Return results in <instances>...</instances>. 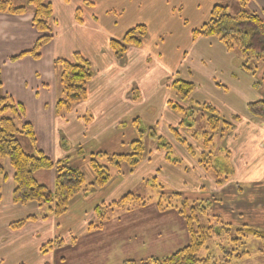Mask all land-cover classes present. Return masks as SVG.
<instances>
[{
    "label": "crops",
    "instance_id": "crops-1",
    "mask_svg": "<svg viewBox=\"0 0 264 264\" xmlns=\"http://www.w3.org/2000/svg\"><path fill=\"white\" fill-rule=\"evenodd\" d=\"M50 2L53 8V36L41 48L40 57L37 59L24 55L12 60V57L29 51L39 36L32 25V10L29 9L23 15L0 13L2 81L0 92L10 96L22 107L24 113L22 121L32 126L37 138L36 148L52 160L68 158L70 166L81 169L89 167L90 153L98 151L121 153L117 152L121 148H124L123 152H128L131 141L136 138L134 123L138 117L141 118V115L133 112L138 109L149 113V117L155 118L157 123L159 108L168 110L175 116L166 126L162 125L161 131L167 137L165 140L173 145L175 150L177 149L178 156L188 163L187 158L194 156L195 136L180 131L184 136L183 139L189 141L187 145H191L193 154H190L184 149L187 146L176 142L168 129L181 122L180 117H177L167 104L168 100L174 98L170 93L172 91L170 82L176 77L193 84L194 89L188 98L191 103L195 106L210 104L217 114L225 111V119L236 117L234 116L236 106L232 99L229 101L231 89L240 93V103L245 114L240 117L238 123H235L239 133H231V143L235 144L240 140L238 138L240 133L251 140L264 137V123H260L261 119L250 115L247 111V104L259 100V97L253 96L256 92V86L252 84L254 78L241 66L239 55L234 51L226 50L216 38L192 36V30L200 27L212 7L221 4L222 0H50ZM246 2L248 9L264 20V0H246ZM77 9L80 11V20L76 19ZM138 9L143 12L148 10L150 12L148 18L135 15ZM118 19L124 21V24L127 23L124 25L125 28L122 29L123 23L118 25ZM150 23L152 27H157L158 40H154L151 46L146 41L138 47H130L122 59H116L109 49V41L113 38L120 39L127 27L144 24L148 29ZM165 32L168 34L166 35ZM163 38L166 39V44L179 47L181 53L179 51L175 63H182L183 70H178L179 65L169 70H158V61L165 57L162 51ZM75 52L80 53L91 63L93 76L87 83V97L84 101L74 104L69 112L57 114L55 104L63 97V93L59 82L60 70L55 65V61L70 60ZM151 60L152 64L149 65ZM177 74L179 76H175ZM241 80L244 81L243 86L239 85ZM243 91H247L246 97L243 96ZM228 102L233 105L230 107L227 105ZM184 107L192 106L185 104ZM125 119H128L129 124L126 129L124 127L121 129ZM240 127L246 129L241 131ZM146 140L150 141L149 138ZM250 144L257 145L254 141ZM229 147L230 160H232V166L230 164L229 166L232 172L233 166L240 170L246 168L249 165L247 157L250 148L239 145L234 149L230 142ZM28 148L29 151H33L30 145ZM155 150L158 153L153 154L154 150L146 149L137 170L143 176L152 172L163 178L160 171L164 170V163L168 162L162 149ZM200 151L203 152L202 149ZM257 152V155L263 159L264 154ZM154 157L163 163L154 164L152 161ZM5 164L9 167L7 162ZM145 165L151 166L150 171ZM188 167L200 170L193 159ZM258 170L264 172V163ZM43 174H47L45 181L48 187L52 188L55 172L49 170L41 173ZM236 175H240V172L237 171ZM239 177L242 179L253 176L242 172ZM92 178L90 175L89 181ZM4 186L7 188L6 196L11 201L9 205L11 208H17L18 204L12 202V169L10 172L8 168L7 178L2 182V196ZM105 186L103 192L108 190L110 184ZM91 194L94 196L95 192ZM97 198L96 200L92 198L94 203L99 200ZM106 198L111 200L116 196L112 191L108 192ZM30 204L32 203L26 205ZM37 212L40 213V209ZM37 212L35 213L38 214ZM8 221L5 215L0 216L2 228H8ZM56 228V222L51 216L46 220L29 221L21 229L10 232H20L26 238L42 233L43 239L48 241L56 236L61 237V230ZM7 232L11 236V233ZM25 246V242L16 244L0 234V263L9 260L14 253H26L29 247L24 248ZM15 264L25 263L19 260Z\"/></svg>",
    "mask_w": 264,
    "mask_h": 264
},
{
    "label": "rangeland",
    "instance_id": "rangeland-1",
    "mask_svg": "<svg viewBox=\"0 0 264 264\" xmlns=\"http://www.w3.org/2000/svg\"><path fill=\"white\" fill-rule=\"evenodd\" d=\"M26 1L13 0L15 5H24ZM221 4L228 6V12L231 15L235 14L240 8L237 0H222ZM149 13L148 10L143 12L141 9H138L135 15L147 19ZM120 23H123L122 29L126 27L124 25L127 23L124 24V21L122 22V20L118 19V25ZM133 26L135 25L127 28L130 29ZM156 33L157 27H152L150 23L148 33L143 39V42L148 41L149 46H151L154 40H158L156 39L158 33ZM165 34L167 35L168 33L165 32ZM161 41H164L162 51L165 57L163 56L158 61V70H169L176 65H179V71L183 70L182 63H175L176 57H179V47L166 44V39L164 38ZM151 64L152 60L149 65ZM250 65L254 67V73L250 74L248 72V74L254 78L252 84L256 86V92L253 93V96L259 97V100H264V60H251ZM178 74L175 76H179ZM239 85L243 86L244 81L241 80ZM246 92L243 91L244 97H246ZM170 93L174 95L173 90ZM240 97L239 92L231 89L229 101L232 99L234 102L236 106L234 116H237L238 119L232 120L229 117L225 119V111L221 112V114L218 113L217 115L221 117V120L216 129L217 132L213 133L210 131L209 134L212 141H206L200 134L203 131L209 132L207 117L210 114H208V111L202 107H196L189 99L186 100L185 104L192 106L194 108L193 110H186L184 113L173 111L177 117H180V120H184L181 126H175L180 136L184 138L181 134L182 132H185L186 135L195 136L194 156H189L187 163V161H183L178 156L177 149L175 150L173 145H171L172 151L169 150L168 158L165 157L168 163H164V170L160 171L163 174V178L161 176L158 177L152 172L144 176L140 174L141 172L137 169L142 161L133 168L126 162H122L119 167H115L104 158L98 159L100 164L108 167L111 175L107 183V185L110 184L106 191L107 193L103 192L106 187L103 186L96 188L94 196L90 194V196L88 195L85 196L86 198H82L80 196L83 194H78L70 200L68 210L64 215L60 217L52 216L56 222V229L61 230V237L56 236L53 239L61 238L62 244L60 246H54L47 253L40 252V247L47 242L46 239H43L42 233L37 236L34 235L32 238H26L20 232H10L13 230L9 228V225L8 228H2L0 226V234L5 238L8 237L9 241H13L16 244H23L25 242L26 246L24 248L29 247L26 253H14L13 257L0 264H15L19 260L25 264H124L128 260L140 263L152 257L162 258L189 243L188 224L178 211L185 210L186 213H189L190 207H195L199 215V222L193 223V229L203 226L221 227L222 223H230L233 228L246 224L258 231L264 232V172L258 170L259 167H262L264 158L262 159V157L257 155V151L264 154V137L251 140L240 133V136L238 135L240 140L236 142L237 144H233L230 141L231 133H239L237 131L238 128L235 129L233 127V123H238L239 117L245 114L244 108L240 103ZM227 105L231 107L233 104L228 102ZM133 113L141 115V118H134L138 120V123L135 122L133 126L135 127V132L137 127H139L142 131L140 139L142 138L145 148L147 150H154L153 154L158 153L155 152V149L161 147V144L158 145V135L164 141L167 138L161 131L162 125L166 126L170 119L175 118V116L168 110L158 108V121L155 123L156 119L149 117V113L139 111L138 109ZM258 118L261 119L260 123H264V117ZM134 119H131V121ZM127 120L125 119L124 123H122L121 129L127 128L129 124ZM226 120L229 122L232 120L230 130L225 124ZM15 122L17 126L21 125L18 120H15ZM147 128H152L156 133V137H148L144 131ZM239 129L244 131L246 128L240 127ZM181 130L182 132H180ZM18 138L23 149L28 152V140L20 135ZM148 138L150 140L149 142L146 140ZM253 141L257 145L250 144ZM229 142L230 145L234 146V149L238 148L239 145L247 146V149L250 148L248 149L249 157H247L249 165L246 168H241L242 170H240V168L236 169L233 166V172L231 170L232 168L230 169L229 164L232 166V160H230L231 149ZM187 143L189 141H184L185 146H187ZM200 149L205 150L204 157ZM123 151H125L124 148H121L117 152ZM164 154L166 155V151H164ZM192 159L196 162L200 170L188 167ZM152 161L154 164L158 162L163 163L155 157L152 158ZM3 163L6 167V174L8 175V168L11 172V167H8L5 164L6 162ZM226 166L229 174L227 173ZM145 168H148L150 171L151 166L145 165ZM80 170L84 173L85 184H89L94 180L90 167H82ZM237 171L240 172V175L242 172H245L253 177L241 179L239 177L240 175H236ZM46 172L45 170L36 172L35 177L38 182H43V184L45 183L48 186V183L45 181L47 174L41 175V173ZM90 175L93 177L91 181H89ZM126 176L130 178H125ZM140 178H142V181H140ZM128 188H131V190ZM112 191L116 198L109 200L106 197L108 192ZM3 192V196L2 190L0 193V216L3 217L5 215L9 220L7 223L10 224L13 221L34 215L38 211L39 207L36 203L25 206L18 205L17 208H11L9 205L11 201L6 196V186H4ZM127 193L141 196L147 203L144 205L131 203L120 208H108V218L103 222L101 228L90 229L91 224L96 223L97 220L94 212L96 204L104 203L105 205H110V203L118 201ZM176 193L177 195H175ZM162 194L161 204L167 207L164 209H160L158 206V201L162 197ZM97 197L99 200L94 203ZM92 198L95 199L92 200ZM184 200L189 202L187 207H183ZM48 206L49 204H45L41 207L42 214L48 213ZM203 208L206 211L205 213H202ZM218 219L221 220V223L218 222ZM7 231L11 233V236ZM217 233H221L222 235L218 236ZM234 237V232H231L229 235L228 232L226 233L222 229L219 232L214 231L211 237H207L204 240L201 249L197 253L198 257L206 259L204 264H264L263 240L248 234L245 238L241 239L243 244H235V242H231V239ZM234 247L236 250H234ZM231 250L233 251L230 255L228 252ZM242 251H247V253H243L236 258L235 255H239Z\"/></svg>",
    "mask_w": 264,
    "mask_h": 264
},
{
    "label": "trees",
    "instance_id": "trees-1",
    "mask_svg": "<svg viewBox=\"0 0 264 264\" xmlns=\"http://www.w3.org/2000/svg\"><path fill=\"white\" fill-rule=\"evenodd\" d=\"M237 2L240 8L233 15L229 14L227 6L215 4L202 25L192 30V36L194 38L199 36L216 38L226 50L236 51L241 59L243 69L253 74L254 67L250 65L251 60H264V20L257 13L248 9L246 0H237ZM29 9L32 10L33 14L32 25L39 36L29 51L12 57V60L24 55L32 56L35 59L39 58L41 48L52 39L53 8L50 0H27L24 5H15L13 0H0V13L23 15ZM76 19L80 20L79 9L76 10ZM147 33L148 29L144 24H137L128 29L120 39H111L108 43L109 49L114 57L120 60L125 56L128 48L140 46ZM55 65L60 70L59 82L63 93V97L56 101L55 112L62 114L69 112L74 104L86 99L87 83L92 78L93 71L90 61L78 52L73 53L70 60L56 59ZM1 86L0 74V89ZM170 86L174 92V98L167 101L169 108L183 113L186 110H193V107H184L186 100L194 89L193 84L181 78H174L170 82ZM196 107H202L210 114L207 117L209 132L203 131L200 134L206 141H212L209 135L210 131L213 133L217 132L216 129L221 119L210 104H197ZM247 110L252 116L264 117V100L248 103ZM23 115L22 107L15 103L10 96L0 92V193L2 182L7 178L3 162H7L12 169V202L18 205L36 203L40 209V213L37 215H29L11 222L9 228L12 230L21 229L29 221L45 220L49 216L60 217L67 212L70 200L74 196L78 194L88 196L96 188L105 186L109 182L111 175L108 167L100 164L98 159L104 158L115 167H119L120 163L126 162L129 166L135 168L142 161L146 152L144 142H142V138L140 139L142 131L137 127V136L130 143V153L109 154L98 151L88 155V164L94 180L89 184H85L84 173L80 169L70 166L68 158L52 160L48 155L36 148V135L30 123L22 121ZM237 119L238 117L236 116L233 120ZM15 120H18L21 125L17 126ZM136 122L138 123V120ZM183 122L184 120L181 119L179 126ZM225 124L230 130L232 122L226 120ZM168 129L176 142L184 144L185 140L181 138L177 128L170 126ZM144 131L148 137H156V133L152 128H147ZM19 135L24 136L28 140L30 147H33L32 152H27L23 149L18 138ZM162 140L163 138L158 135V145L161 144L158 149L166 151L165 157L168 158L171 145ZM186 149L190 154H193L191 145L188 144ZM202 151L201 154L204 157L205 150L203 149ZM41 170H53L55 172L52 188L36 180L35 173ZM226 170L229 174L227 166ZM162 198L163 194L158 201L160 209L167 208L161 204ZM131 203L144 205L147 201L141 196L127 193L118 201L110 203V205H105L104 203L96 205L94 212L97 220L96 223L91 224L90 229L101 228L103 222L108 218L110 208H120ZM188 203L187 200H184L183 207H187ZM45 204H49L48 213L42 214L41 207ZM196 210L195 207H190L189 213H186L185 210L178 211L189 227L190 240L186 246L162 258L152 257L140 263L128 260L124 264H204L206 259L199 258L197 253L201 249L204 240L207 237H211L214 231L219 232L220 229L226 233L228 232L229 235L234 232L235 237L231 239V242H235V244H243L241 239L248 234L264 241L263 231H258L246 224L233 228L230 223H222L221 227L203 226L193 229V223L199 222V215ZM205 212L203 208L202 213ZM218 222L221 223V220L218 219ZM217 235L221 236L222 234L217 233ZM61 244V238L49 240L40 247V252L47 253L54 246H60ZM234 250H236L235 247ZM232 251L228 252V254L231 255ZM243 253H247V251H242L235 257L237 258Z\"/></svg>",
    "mask_w": 264,
    "mask_h": 264
},
{
    "label": "flooded vegetation",
    "instance_id": "flooded-vegetation-1",
    "mask_svg": "<svg viewBox=\"0 0 264 264\" xmlns=\"http://www.w3.org/2000/svg\"><path fill=\"white\" fill-rule=\"evenodd\" d=\"M248 111V110H247ZM251 115V114H250ZM255 117V116H254ZM256 118H258V117H256ZM234 118H232V120H233ZM264 119V118H263ZM232 120H230L231 122H232ZM239 120H240V117H239ZM233 127H235V129L237 128V124L235 125V123H233Z\"/></svg>",
    "mask_w": 264,
    "mask_h": 264
}]
</instances>
